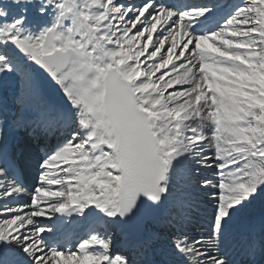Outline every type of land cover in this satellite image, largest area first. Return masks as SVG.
<instances>
[{
	"label": "snow or ice",
	"instance_id": "obj_1",
	"mask_svg": "<svg viewBox=\"0 0 264 264\" xmlns=\"http://www.w3.org/2000/svg\"><path fill=\"white\" fill-rule=\"evenodd\" d=\"M0 264H264V0H0Z\"/></svg>",
	"mask_w": 264,
	"mask_h": 264
},
{
	"label": "bare ground",
	"instance_id": "obj_2",
	"mask_svg": "<svg viewBox=\"0 0 264 264\" xmlns=\"http://www.w3.org/2000/svg\"><path fill=\"white\" fill-rule=\"evenodd\" d=\"M29 183H31V180H29Z\"/></svg>",
	"mask_w": 264,
	"mask_h": 264
},
{
	"label": "rangeland",
	"instance_id": "obj_3",
	"mask_svg": "<svg viewBox=\"0 0 264 264\" xmlns=\"http://www.w3.org/2000/svg\"><path fill=\"white\" fill-rule=\"evenodd\" d=\"M154 38H155V34H154Z\"/></svg>",
	"mask_w": 264,
	"mask_h": 264
}]
</instances>
